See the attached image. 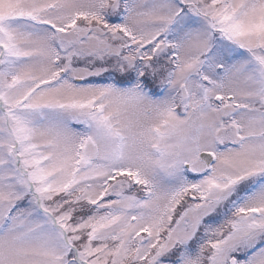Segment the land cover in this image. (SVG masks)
I'll return each instance as SVG.
<instances>
[{
	"label": "snow or ice",
	"instance_id": "obj_1",
	"mask_svg": "<svg viewBox=\"0 0 264 264\" xmlns=\"http://www.w3.org/2000/svg\"><path fill=\"white\" fill-rule=\"evenodd\" d=\"M0 264H264V0H0Z\"/></svg>",
	"mask_w": 264,
	"mask_h": 264
}]
</instances>
